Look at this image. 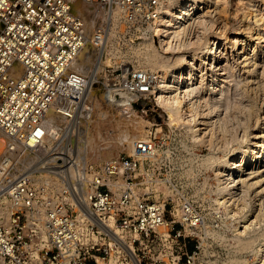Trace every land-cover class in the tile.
<instances>
[{"label": "built area", "instance_id": "obj_1", "mask_svg": "<svg viewBox=\"0 0 264 264\" xmlns=\"http://www.w3.org/2000/svg\"><path fill=\"white\" fill-rule=\"evenodd\" d=\"M75 1L0 0V264H192L200 217L148 186L151 142L97 162L78 147L94 115L83 44L103 59L116 26L146 28L167 0H83L100 13L90 37ZM123 72L103 87L132 107L152 82Z\"/></svg>", "mask_w": 264, "mask_h": 264}, {"label": "rangeland", "instance_id": "obj_2", "mask_svg": "<svg viewBox=\"0 0 264 264\" xmlns=\"http://www.w3.org/2000/svg\"><path fill=\"white\" fill-rule=\"evenodd\" d=\"M200 7L204 9L185 21L186 32L176 38L174 34L169 33V30L161 33L155 30L156 15L153 23L146 28L143 26L144 29H137L136 32L135 29L125 31L123 27L116 26L112 31L113 39L105 47L103 59H101L103 47L91 48L89 42H86L83 48L86 54L82 57L84 62L90 61L88 63L90 66L87 63L85 66L83 63L82 66L85 68L82 69L83 73H89L94 67L88 79L90 97L87 94L94 105V115L82 126V131L79 133L81 143L78 146L82 147L90 138H94L98 145L96 152L86 150L82 154L89 152L86 160L97 162L114 154L131 152L127 143H134L136 139L146 137L152 145V156L144 160L145 167L149 168L148 186L166 190L179 205L190 203L193 211L200 217L194 240L189 244L190 247L196 245L192 264H264V174L257 171L261 168H249L250 161L255 159L249 158L247 160L249 163L241 172V180L236 191H229L223 182L227 176L226 167L215 168L219 160L231 159L235 152L240 153L241 150L254 147L256 141L262 139L254 138L252 134L262 135L264 129V120H262L264 41L253 55L250 54V46L251 43L259 42L260 30L264 33V29H261L264 26L258 25L264 20V0H208ZM85 10L90 12L86 11L87 15L84 17L87 20H93L92 28L86 25L87 35H92L96 30L100 13L96 6L90 8L87 3H85ZM247 24L252 26L251 30L247 29L249 32L244 30L249 26ZM141 30L142 32L147 30V32L141 35ZM234 30L240 32L239 38L243 39L242 47L240 45L237 54L229 44L221 41L222 53L218 61L226 67L223 71L226 72L224 77L227 81L224 86L228 98L226 96L224 105L232 106L231 104L239 103L243 113V109L248 104L246 98L250 97L253 100L256 113L251 121L252 125L245 132L235 130L233 116L225 108L220 112L212 113L207 108L204 111L207 112L205 118L198 114L200 109L197 107L204 106L211 96L206 90V79H201L199 72L205 64L201 60H195V49L208 36L218 33L233 36ZM94 54H96V60L93 59ZM86 56H90V59L88 57L86 59ZM180 57L186 58V61L193 58L198 67L197 70H193L195 80L193 93L185 94L182 98L185 105L188 108L190 106L195 117L190 124L170 123L157 98L159 94L156 86L157 76L173 71L177 66L181 67L183 62H177V59H181ZM254 57L256 60L253 63ZM124 69L134 73L144 71L149 74L152 82L148 92L141 95L135 101L136 104L132 107L125 106L129 109L116 105L113 90H106L103 87V83L107 82L121 83L123 80L121 70L123 72ZM136 80V78L128 77V81L133 83ZM184 89L182 92L179 89L178 94L182 95ZM165 91L167 92H162L165 96L173 94L166 88ZM108 92H111L110 100H106L107 97H105ZM184 93H187V90ZM121 110L128 112L129 116L141 123L137 134L129 132L127 141H123L118 133V128L122 126V121L125 119ZM100 113H104V116ZM156 117H160V121H156ZM192 124L198 128L196 131L191 129ZM222 127L226 129L228 136L222 137ZM232 130L236 136L235 139L231 138ZM1 140L2 136H0V148ZM236 156L238 157H235V160L239 162L240 154ZM249 183L252 185L249 186ZM247 186L250 188L247 189ZM258 190L261 192L257 194Z\"/></svg>", "mask_w": 264, "mask_h": 264}, {"label": "bare ground", "instance_id": "obj_3", "mask_svg": "<svg viewBox=\"0 0 264 264\" xmlns=\"http://www.w3.org/2000/svg\"><path fill=\"white\" fill-rule=\"evenodd\" d=\"M207 1L208 0H168V1H166L165 3L162 4V6L158 10L157 19L155 18L156 19L155 30L160 32V33L169 30L170 31L169 33L174 34L175 38L177 36H179L181 33L184 34V32H186V30L184 28L185 21L187 19H189L190 17H194V16L198 15L201 12V10L204 9V8L201 9L200 5L203 4L204 2H207ZM85 3L86 2L83 0H76L73 3V8H74L73 10L82 17L87 15L88 12H90L88 10H85ZM222 10H224V9H222ZM86 11H87V13L85 14ZM91 12H93V11H91ZM222 12H225V11H222ZM91 16H93V14ZM84 18H83V21L85 24V30H86V35H87V30H88L87 26L92 28V21L93 20H91V19L87 20L86 18H85L86 19L85 20ZM263 21L261 22V24H258V25L264 26ZM236 24H238V23H236ZM247 25H249V24H247ZM263 26H261V27H263ZM251 27L252 26L249 25V26L245 27L244 30H247V29L251 30ZM261 29H264V28H261ZM240 30L242 31V29H240ZM249 30H247V31L249 32ZM260 31L258 33L259 34V36H258L259 42H255V44L251 43L250 54H252V55L254 52L258 51V49L261 47V42L264 41V33H261ZM245 33H247V32L245 31ZM92 35H87V37H90ZM239 37H240V32H238V31H235V35H233V36H227V35L225 36L222 33H218V34L210 36V37L208 36V38L205 39V41L201 45L196 47V49H195L196 59L195 60H201L205 64L203 67L200 68L199 72H200L201 79H206V82H205L206 90L209 93V95L211 96L210 100L209 101L207 100L206 103L204 104L205 107L204 106H197V107L200 109L198 114H201V117H205V118L207 117V112H204L205 109L209 108L211 113H212L213 111L214 112H220V111H222L223 108H225L228 111V113L233 116V118H232V120L234 121L233 123L236 124L235 130L236 131L241 130V131L245 132L250 127V125H252L251 121L254 118L255 113H256V108H254L253 100L250 97L246 98V101H248V104L245 102V104H247L246 105L247 107L244 109L242 108L243 113L241 110V105L239 103H238V105L231 104L232 106H229V104L224 105L225 104L224 101H225L226 96L228 98V95H226L227 93L225 92V86H224V84L227 81L224 77L226 72L223 71L226 69V67L223 66L222 63H220V61H218L220 58L219 56L222 53L221 46H220L221 41H224L225 43L229 44L230 47L233 49V51H235L238 54L240 45L242 47V41H243V39L239 38ZM198 43H200V42H198ZM85 44L86 43L83 44V47L78 54L77 61L74 62V64H73L74 69H76L75 67H77L78 71H81V72H83V69L85 68L82 66L83 63H85V66H87V65H89L88 63L90 62L89 60L87 62L83 61L84 58L82 56H85V54H86L83 52V48H84ZM244 50H245V48L243 47V51ZM97 52H98V50H97ZM82 53H84V55H82ZM91 53H92V51H91ZM87 57L88 56H86L85 58L90 59V56L88 58ZM249 60H248V62L250 63ZM252 60H253L252 62L254 63V61L256 60V57H254ZM79 61H80V63H79ZM178 61L183 62V65L181 66L183 68L177 66V68L175 70H173V71L171 70L169 72H164V73H162V75L157 76L158 77V79L156 80L157 84L155 83L156 86L158 87V93H159L157 95V98L159 99L161 107L165 110V113H166L167 118H168L170 123H173V124L188 123V124H190L191 121H194L195 117L193 116V113H192V110L190 109V106L188 108V106H186L185 103L182 101V98L184 97L185 94H192L193 93V91H194L193 85L195 84V80H194V76H193V74H194L193 70H197L198 67H196L197 63H194L193 58H191L188 61H186V58H181V59H177V62ZM86 63H87V65H86ZM97 65L100 66V64H97ZM185 65H187V66L185 67ZM92 69H94V67L91 68V71H93ZM91 71H89V73ZM90 83H92V82H90ZM184 87L186 89H184ZM165 88L170 90V92L173 94L165 96L162 93V92H167V91H165ZM179 89H181V92H182V89H184L182 95L178 94L180 92V91L178 92ZM186 90H187V93H184ZM108 93L105 94V97H107L106 100H110L111 92H108ZM88 97H90L89 94H88ZM125 109H129V108L125 107ZM124 110H121V111L124 113L123 115H124L125 119L122 121V124H121L122 126H120L121 128L120 127L118 128L119 129L118 133L120 134L119 136L122 137L123 141H127V138H129V132L132 131L133 133L137 134V131H138L141 123L139 120H136V119L132 118L131 116H129L127 114L128 112L126 113L125 112L126 110L125 111ZM100 115L104 116V113H100ZM194 115H196V114H194ZM256 119H257V117H256ZM262 120H264V113H263ZM225 123H227V120H225ZM192 127L193 128H191V129H193L194 131H196L198 129V128H196L195 124H192ZM226 133H227L226 129L222 127L221 128L222 137L228 136V134H226ZM262 133H263L262 135H260L259 133L258 134H252V137H254V138L255 137H261L262 138L260 141H256V143L254 144L255 145L254 147H251L247 150H241L240 153L235 152V154L232 156L231 159L219 160L218 166L215 167L217 169H220L222 167H226L225 170H226L227 176L224 178L223 182L225 183V186L228 187L229 191L230 190L236 191V189L238 188L237 186L239 184V181L241 180V172L243 171L244 167H246V165L249 163L247 161L249 158H253V157L255 158L253 161H250L249 168H252V167L253 168H261L257 171L261 172V174H264V129H263ZM196 135H197V133H196ZM242 135H243V133H242ZM258 135H260V136H258ZM0 136H2V135H0ZM96 137H97V135H96ZM231 138H234V139L236 138L235 134H233V130L231 133ZM97 139H99V136L97 137ZM127 144L130 147L131 152L133 150L135 151L134 143L128 142ZM78 147H79V149H82V150H80L81 153L84 150L85 151L88 150L90 152H94V151L96 152L98 145L96 144V141L94 138H90L84 146H82V147L78 146ZM83 148H84V150H83ZM238 154H240L239 162H237V160H235V157H238V156H236ZM82 156H83V154H82ZM249 175H251V174H249ZM243 181L244 180H242V182ZM250 185H252V183H249V186ZM248 188H250V187L247 186V189ZM260 192H261V190H258L257 194ZM255 202H256V200H255Z\"/></svg>", "mask_w": 264, "mask_h": 264}, {"label": "water", "instance_id": "obj_4", "mask_svg": "<svg viewBox=\"0 0 264 264\" xmlns=\"http://www.w3.org/2000/svg\"><path fill=\"white\" fill-rule=\"evenodd\" d=\"M156 121H160V117H156Z\"/></svg>", "mask_w": 264, "mask_h": 264}]
</instances>
